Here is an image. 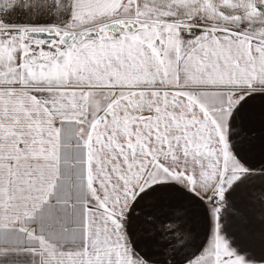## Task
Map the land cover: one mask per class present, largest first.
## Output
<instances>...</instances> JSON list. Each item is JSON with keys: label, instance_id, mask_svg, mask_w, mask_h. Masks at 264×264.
Here are the masks:
<instances>
[{"label": "snow or ice", "instance_id": "obj_1", "mask_svg": "<svg viewBox=\"0 0 264 264\" xmlns=\"http://www.w3.org/2000/svg\"><path fill=\"white\" fill-rule=\"evenodd\" d=\"M258 99L264 0H0V264H264Z\"/></svg>", "mask_w": 264, "mask_h": 264}, {"label": "crops", "instance_id": "obj_2", "mask_svg": "<svg viewBox=\"0 0 264 264\" xmlns=\"http://www.w3.org/2000/svg\"><path fill=\"white\" fill-rule=\"evenodd\" d=\"M36 23H51L50 19H40L35 21ZM264 107V100H257L253 102L250 112L246 116L248 121L247 126V137L246 140L254 142L255 148L254 151L248 155L250 162L253 165H259L264 163V121H261L259 113L261 108ZM193 228L194 233L200 231V225L196 222H193L190 225ZM193 250L195 247L193 246Z\"/></svg>", "mask_w": 264, "mask_h": 264}]
</instances>
